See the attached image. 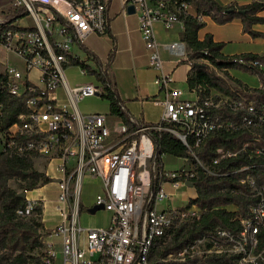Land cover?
<instances>
[{"label": "built area", "instance_id": "obj_1", "mask_svg": "<svg viewBox=\"0 0 264 264\" xmlns=\"http://www.w3.org/2000/svg\"><path fill=\"white\" fill-rule=\"evenodd\" d=\"M7 3L0 2V48L4 50L0 53V74L5 76V87L11 95H25L28 100L26 111L7 131L1 130L4 107L0 103V152L36 151L40 154L36 158L59 160L57 210L61 221L52 234L61 238V264H156L152 256L155 244L169 245L176 228L192 216L200 215L202 209L194 203L195 199L191 205L194 210H189L192 212L169 207L173 195L162 183L194 187L187 182L196 177L199 169L212 175L221 173L199 159L195 162L190 158L187 159L197 164L195 168L165 170L157 155V137L162 132L173 133L192 150L188 137L199 145L215 131L246 129L251 139L236 151L219 148L213 164L244 153L251 164L240 170L264 167L261 141L264 102L256 104L242 92L249 90L238 83L229 86L230 93L212 89L209 95L203 96L197 90L174 86L172 74L163 70L156 24L167 30L180 24L184 30L185 16L205 24L210 15L199 11L195 0L124 1V14L131 4L139 14V30L149 50L150 65L160 71L155 82L164 92L160 101L165 107L162 119L156 123L128 113L131 124L110 112L82 113L79 102L85 97L106 93V88L98 78L96 83L71 84L66 75L67 67L72 66L71 60L78 58L74 46H81L91 34L109 32V0H8ZM185 43H167L165 47L175 55L187 57L191 67L195 62L205 63L224 77L223 72L229 68L219 69L203 56L189 60L190 51L187 53ZM13 56L22 64L15 63ZM230 57L241 70L249 72L247 69L258 66L264 71L258 59L240 54ZM35 70L38 81L33 78ZM82 72L88 73L86 69ZM256 88H264V82L261 80ZM59 89L66 103L60 102L56 94ZM223 108L240 110L241 115L235 119L226 117L219 114ZM87 175L101 182L103 190L95 201L112 213L106 227L84 228L79 224L81 188ZM181 175L184 180L163 181L153 194L155 178ZM239 182L249 186L252 196L257 198L247 216L236 215L232 227L218 226L179 248L170 249L158 262L264 264V184H259L250 171ZM190 201L191 198L187 203ZM159 202H165L166 206L159 208ZM35 204V200L28 199L27 211ZM231 206L235 207L232 211L238 212L237 205ZM95 254L99 256L96 261L92 258ZM55 256L54 249L44 253V264H56Z\"/></svg>", "mask_w": 264, "mask_h": 264}, {"label": "trees", "instance_id": "obj_2", "mask_svg": "<svg viewBox=\"0 0 264 264\" xmlns=\"http://www.w3.org/2000/svg\"><path fill=\"white\" fill-rule=\"evenodd\" d=\"M195 5L199 11L210 15L219 23H227L239 18L246 32L253 37H264V33L253 28L256 23H264V15L261 14L264 11V0H254L244 5L231 3L226 6L221 5L216 0H195ZM184 23L185 28L181 39L190 48L189 60H195L203 56L219 69L240 68L238 64L233 62L232 57L222 54L223 42L215 41L210 33H207L204 38L199 37V30L204 24L198 23L192 16H185ZM205 51H207V54ZM240 55L249 59H258L264 65V55L252 53ZM71 64L86 69L89 74L96 75L106 88V93L102 94V97L109 101L111 114L121 117L131 124L129 114L123 107V101L106 72L96 70L78 58H73ZM247 70L257 75L264 82V71L258 66ZM5 81V76L0 74V103L4 107L1 126L3 131H7L18 121L19 115L26 111L28 100V96L25 95H11L5 87ZM236 81L240 86L249 90L248 92L242 90V92L250 96L256 104L264 102V88L247 87L240 80ZM187 84L190 90H197L203 96L209 95L212 89L223 93L231 92L224 78L211 69L208 64L201 62H195V65L191 67ZM219 114L235 119L240 117L241 111L223 108L219 111ZM251 137L252 135L246 129L219 130L203 139L199 145H195V140L188 137V143L192 147L191 150L171 132L158 134L157 155L160 163H162L161 159L164 154L190 158L195 162L199 159L213 171L220 172L221 175H212L204 169H199L196 177L189 179L198 194L194 203L198 204L202 212L199 216H192L188 222H184L176 228L169 245L155 244L152 256L156 264H161L158 261L170 249L179 248L188 241L218 226L232 227L233 218L236 215L247 216L249 214V207L257 198L252 196L250 187L241 184L239 179L250 171L255 175L259 184H264V167L240 170L241 167L251 164L244 153L223 158L217 164H213V160L218 156L217 150L219 148L236 151ZM261 141L264 144V131L261 135ZM39 156L40 154L36 151L17 154L7 149L0 152V264H44L42 259L44 255L42 237L47 232L44 230L42 222L43 204L37 202L28 212L27 196L20 195L19 191L10 186V181H18L19 186L26 193L55 181L46 172L35 167L34 160ZM184 179V175L174 178L158 176L153 182V194L157 193L163 181L176 182ZM232 204L239 207L238 212L228 209V206ZM82 209L83 206L80 203V210ZM31 212H35L37 217L29 216L28 213ZM38 216L41 218H38ZM262 237H264V233ZM3 249L11 251V254L8 255L2 252ZM214 261H218V259H214ZM183 264L193 263L186 262Z\"/></svg>", "mask_w": 264, "mask_h": 264}, {"label": "crops", "instance_id": "obj_3", "mask_svg": "<svg viewBox=\"0 0 264 264\" xmlns=\"http://www.w3.org/2000/svg\"><path fill=\"white\" fill-rule=\"evenodd\" d=\"M124 1L125 0H110L108 7L110 22L109 32L105 35H89L86 38V42L84 41L81 46L78 44L74 46V54L83 62H86L87 60L81 57V53L86 54L87 59H91L94 67L87 63L88 65L94 69L106 72L123 101V107L129 114L142 118L146 122L156 123L162 119L165 110L164 105L160 101L164 97V92L161 91L160 87L155 82L160 71L150 65L149 50L146 47L145 41L139 30L138 12H127L124 14ZM216 1L221 5L226 6L231 3L244 5L251 3L254 0ZM0 2L4 5L8 4V0H0ZM261 14L264 15V11H262ZM253 28L258 32L264 33V23H256L253 25ZM156 30L160 41L162 58L164 60L163 70L166 73L172 74L174 78V86L188 89L187 79L191 70V65L186 59L187 57L175 55L170 49L165 47V44L167 43H185V41L181 39V31L175 33L168 32L160 23L156 24ZM207 33L212 34L215 41L224 43V47L221 50L224 56L229 57L247 53L258 54L261 56L264 55V37H253L246 32L243 29V23L239 18H235L227 23H219L209 16L204 26L199 30V37L204 38ZM185 44L188 53L190 48L187 43ZM186 62H188V64H186ZM181 65H184V68H181ZM71 67L79 68V74L84 83H96V75L83 73V69L76 65L69 66L67 69ZM67 69L66 75L71 84H84L79 82L78 79H74L73 81L70 80ZM226 72L232 78L230 81L240 80L243 84L252 87H259L261 85V80L258 76L241 70L240 68H229L225 73ZM33 74L37 75V70H35ZM91 77L94 81H91ZM56 94L60 98L61 103H66L61 89L57 90ZM187 96L193 98L194 94H187ZM79 109L84 114L109 113L110 103L107 99L103 98L102 95L88 96L79 102ZM168 157L176 159L178 163L173 166L167 162ZM58 163L59 160L55 158L49 160L47 166H45L46 173L54 179L59 178L61 175L56 169ZM48 165H54V170L48 171ZM162 166L165 170L175 171L182 168L190 169L192 168V163L184 157L164 154L162 156ZM86 178H88V181L90 182L98 183L99 186L96 193L91 198H82V188ZM54 182L56 181H52L51 183ZM46 186L47 184L32 191H28L26 196L31 200L43 201L42 222L47 234L42 237L44 244L42 251L46 253L50 249H54L56 251L54 262L56 264H61L63 262L61 238L52 234L53 229L61 221V217L57 210L59 186L57 184V194L53 199H48L42 194L41 189ZM162 187L169 194L173 195L172 200L174 201V204L169 200V207L185 206L188 202V199L185 197L186 194L192 199H196L198 195L197 190L194 187H187L180 191L178 190V187L171 182H163ZM82 188L80 203L82 204L83 209L80 210L79 208L78 210L79 224L84 228L108 226L112 217L110 211L100 209L103 211L100 214L98 212L99 210L94 213L89 210L96 204V195L103 190L100 180L87 175L83 179ZM165 206V202L158 203L159 208H164ZM96 216L97 219L102 218L101 222L95 220ZM84 236L85 234L82 233L81 238H84ZM98 257V254H95L92 258L96 261Z\"/></svg>", "mask_w": 264, "mask_h": 264}, {"label": "rangeland", "instance_id": "obj_4", "mask_svg": "<svg viewBox=\"0 0 264 264\" xmlns=\"http://www.w3.org/2000/svg\"><path fill=\"white\" fill-rule=\"evenodd\" d=\"M168 32H171V33H175V32H179L181 31L180 35L182 34L183 32V29L181 27L180 24H176L174 27H172L171 29L167 30ZM87 39H85V42H86ZM4 50L0 48V53H3ZM81 57H83L85 60H87L85 63L87 64H90L91 66H93V62L91 61V59H87L86 57V54L84 53H81ZM13 58V61L19 65L22 64V62L16 58V57H12ZM185 63V62H184ZM186 64H188V62H186ZM182 67L181 68H184V65H181ZM94 67V66H93ZM67 72L69 74V77H70V80H74V79H78L79 82H83L82 78H81V75L79 74V68L78 67H71V68H68L67 69ZM179 73V72H178ZM177 73V74H178ZM224 80L225 82L228 84V86H235L237 84V81L236 80H232L230 81L232 78L230 77V75L228 73H224ZM34 80L35 81H38L37 77L33 76ZM94 81V79L91 77V81ZM49 160L47 159H42V158H35L34 162H35V167L41 171H44L46 172V168L45 166H47V163H48ZM167 162L172 164L173 166L176 165L178 163V161L176 159H173L171 157H168L167 158ZM197 164L195 162H192V167L195 168ZM47 170L48 171H53L54 170V165H48L47 167ZM10 186L14 189H16L17 191L19 192H23V189L19 186V182L17 181H10ZM98 183H93V182H90L88 181V178L85 179L84 181V185H83V188H82V198H91L92 196H94V194L96 193L97 189H98ZM186 185L184 184H180L179 187H178V190L182 191L183 189H186ZM41 192L44 196H46L48 199H53L55 197V195L57 194V183L54 182V183H48L46 187H44L43 189H41ZM27 194V192H26ZM186 199L190 200V197L187 196V194L185 195ZM182 199V198H180ZM183 200V199H182ZM172 203L174 204V201L171 199ZM38 202V204L42 203L43 204V201L41 200H37L36 203ZM186 202V201H185ZM192 202H193V199L191 198V201L189 203H187L185 206L182 207V210L183 211H189L190 209L194 210V208L191 206L192 205ZM234 206H228V209L229 210H234ZM195 210H196V207H195ZM100 214L103 212L102 210H99L98 211ZM189 212H192V211H189ZM201 213V211H200ZM29 216L33 215V216H36L37 217V214L35 212H31V213H28ZM192 215H194L192 213ZM38 218H41L38 216ZM102 219V218H101ZM101 219H97V216L95 218V220H99L101 222ZM2 252L4 253H7L8 255L11 254V251L7 250V249H3ZM18 252V251H17Z\"/></svg>", "mask_w": 264, "mask_h": 264}, {"label": "water", "instance_id": "obj_5", "mask_svg": "<svg viewBox=\"0 0 264 264\" xmlns=\"http://www.w3.org/2000/svg\"><path fill=\"white\" fill-rule=\"evenodd\" d=\"M135 11H136V9H135V6L133 4L128 6V12L129 13H135ZM55 181L59 182L60 180H59V178H55ZM187 184L188 185H193V183L191 181H188ZM20 195L26 196V193L25 192H20ZM100 209H104V205L103 204H95L89 210L94 213V212H96L97 210H100Z\"/></svg>", "mask_w": 264, "mask_h": 264}]
</instances>
